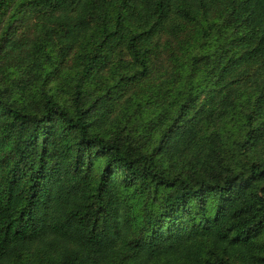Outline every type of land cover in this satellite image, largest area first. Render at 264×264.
Returning <instances> with one entry per match:
<instances>
[{
    "label": "trees",
    "instance_id": "1",
    "mask_svg": "<svg viewBox=\"0 0 264 264\" xmlns=\"http://www.w3.org/2000/svg\"><path fill=\"white\" fill-rule=\"evenodd\" d=\"M0 264H264V0H0Z\"/></svg>",
    "mask_w": 264,
    "mask_h": 264
}]
</instances>
